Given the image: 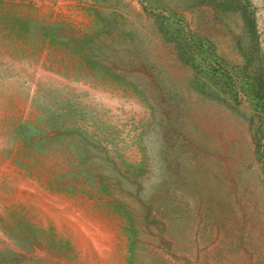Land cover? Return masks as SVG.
<instances>
[{"label": "rangeland", "instance_id": "obj_1", "mask_svg": "<svg viewBox=\"0 0 264 264\" xmlns=\"http://www.w3.org/2000/svg\"><path fill=\"white\" fill-rule=\"evenodd\" d=\"M261 77L264 0H0V264H264Z\"/></svg>", "mask_w": 264, "mask_h": 264}, {"label": "trees", "instance_id": "obj_2", "mask_svg": "<svg viewBox=\"0 0 264 264\" xmlns=\"http://www.w3.org/2000/svg\"><path fill=\"white\" fill-rule=\"evenodd\" d=\"M190 43H191V47L190 48V53L189 56L190 58H193L195 56L198 57V55H200L204 60L207 61V71L209 74H211V78H218V77H223L224 73L220 72L222 69L219 67L218 62L216 61V59H212L211 57H209L207 54V50L204 48L203 44L201 42L195 41L193 39L190 38ZM263 77H261V79L259 80V86L260 88H262L263 86ZM225 84H229L230 88L233 89L235 96L240 99L243 96L242 93V89L241 87L238 86V82L235 81L234 83L230 84L227 81L224 82ZM262 101L259 100H254V102L256 103V105L258 107H261V111L264 113V94H262L261 97ZM259 158L261 159V161L264 163V142L262 144L259 145Z\"/></svg>", "mask_w": 264, "mask_h": 264}]
</instances>
